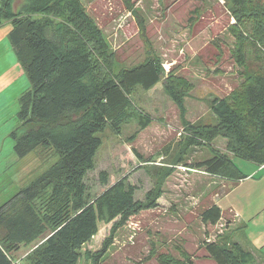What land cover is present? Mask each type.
<instances>
[{
	"label": "trees",
	"instance_id": "obj_1",
	"mask_svg": "<svg viewBox=\"0 0 264 264\" xmlns=\"http://www.w3.org/2000/svg\"><path fill=\"white\" fill-rule=\"evenodd\" d=\"M230 2L247 12L243 16L245 23L249 22V37L240 46L245 38L237 33L240 44L232 56L248 70L228 96L213 99L211 111L217 124L192 126L188 145L197 144L202 137L212 141L223 135L230 153L264 164V0ZM32 14L43 16L32 18ZM6 19L14 21L11 39L32 83V89L20 99L18 115L24 121V131L13 133L15 148L24 157L39 146L53 147L59 158L0 206V264H12V254L22 244L34 243L54 227L43 244L28 252L26 264H77L83 245L98 233L100 222L119 219L103 248L92 257L94 264H100L118 227L132 215L159 206L163 182L173 170L165 171L144 200L136 198L138 186L128 176L109 183L111 175L101 171L105 188L95 196L88 192L86 182L96 168V155L103 142L98 133L108 124L118 133L132 120L142 128L150 124L131 94L138 87L148 91L164 78L162 61L153 57L114 76L107 67L111 61L101 58L109 50L102 29L82 0H2L0 24ZM165 91L178 104L185 120L182 91L173 80L165 81ZM198 165L215 175L243 177L227 154L214 155ZM47 191L46 210L51 219L58 222L57 215L64 210V220L53 227L35 207ZM221 218L218 205L202 214L204 223L217 224ZM232 246L211 242L206 249L217 264H264V255L258 258L238 244ZM183 255L180 259L170 256L167 263H162L192 261L186 250Z\"/></svg>",
	"mask_w": 264,
	"mask_h": 264
},
{
	"label": "rangeland",
	"instance_id": "obj_2",
	"mask_svg": "<svg viewBox=\"0 0 264 264\" xmlns=\"http://www.w3.org/2000/svg\"><path fill=\"white\" fill-rule=\"evenodd\" d=\"M82 1L88 14L102 29L109 50L101 58L111 61L107 67L114 76L153 57H158L164 68V78L153 88L146 91L138 87L131 94L138 111L150 118L148 126L142 128L137 120H132L124 124L120 133L108 124L97 134L103 142L96 155V168L86 181L88 192L95 196L105 188L100 181V172L108 171L111 175L109 183L128 176L129 181L138 186L136 198L144 200L165 171L173 169L162 185L163 195L158 200L161 206L144 209L118 227L114 242L100 264H163L162 260L167 263L170 256L182 258L185 250L193 256L192 261L185 264H217L206 249V244L211 242L226 247L238 244L260 258L264 252L253 244L245 226H241L244 223L235 222V217L229 216L217 224L202 220L205 207L209 205L210 189L214 187L219 193L220 180L226 176L207 173L198 163L218 154L232 156L227 138L220 135L211 141L202 137L197 144L188 145L193 137L192 126L217 124V117L211 111L213 99L228 96L244 80L248 69L232 56L240 44L237 33L245 38L240 46L249 37L244 7H237L230 0ZM42 16L32 14V18ZM4 21H10L14 26L13 20ZM19 62L26 75L8 85L0 95V114L3 116L0 120V163H5L0 166V187L8 186L10 197L59 158L53 147L39 146L24 157L15 148L13 133L24 131V121L18 115L22 107L20 99L32 89L26 66L21 60ZM168 80H173L184 95L186 122L178 104L165 91ZM17 120L20 129L15 128ZM242 161L235 159L240 165ZM198 176L204 183L201 179H196L197 185L193 183V177ZM246 186L253 189L252 180ZM240 190L238 188L237 192ZM50 191L35 202V207L43 211L40 215L53 227L64 220V210L57 215L58 222L51 219L50 211L46 210ZM118 220L100 223L99 229L103 232L84 244L77 264H94L92 257L103 248ZM232 221L237 225L233 224V229L229 227ZM56 228L25 245L24 253L43 244ZM23 258L26 261V257ZM17 262L20 260L14 264Z\"/></svg>",
	"mask_w": 264,
	"mask_h": 264
},
{
	"label": "crops",
	"instance_id": "obj_3",
	"mask_svg": "<svg viewBox=\"0 0 264 264\" xmlns=\"http://www.w3.org/2000/svg\"><path fill=\"white\" fill-rule=\"evenodd\" d=\"M13 29L14 26L10 21H3V23L0 24V95L8 88V85L15 84L16 82L20 81L23 78V76L26 75V73L24 72V68L19 62L20 60L17 56L15 46L11 39V32ZM24 91L26 90L24 89L23 92ZM22 93L20 94L22 95ZM1 119H3V116L0 114V120ZM17 122L18 123L15 125V128L17 127L20 128L21 125H19L18 120ZM15 128L13 127L12 129L15 130ZM1 129L2 128L0 127V130ZM236 157L241 158L243 160L241 163L242 166L235 162ZM230 158L240 168L243 177L236 179H234L235 177L233 178L225 177L224 180H220L221 183L218 186L219 193L216 192V188L214 187L210 189L209 205L205 207V210L212 207L213 205H218L222 213L221 220H225V218H229V216H233L235 217L236 220L235 222L240 221L241 223H244L243 225L241 224V226H245L244 229L248 237L252 240L253 244L258 249L264 252V164H258L256 162L235 155L230 156ZM4 164L2 162L0 163V166H3ZM246 164H248L249 167H246ZM6 166H7V161H6ZM216 176L218 177L219 175ZM196 179L199 180L201 179V182L203 180L202 177L199 176L195 178L193 177V183L196 185H197ZM250 180H252L253 189H250L249 186H246V183ZM238 188H241V190L237 192ZM234 194L235 196L231 198V196ZM9 195L10 194H9L8 186H5L4 188L3 186H1L0 206L7 203L10 200L12 196L10 197ZM183 198L186 199L187 197L183 196ZM159 204H160L159 206H161V203ZM228 222L229 220H227V223ZM182 224L183 226L187 227L185 221H182ZM233 224H234L233 221L229 224V227L232 229L234 228L233 226L235 225ZM99 231L97 234H101V232H103L100 229ZM25 248H26L25 245L22 244L20 249L12 254L13 255L12 264H14V262L18 260H20L21 264H26V261L23 258V256L26 257L29 250L24 253Z\"/></svg>",
	"mask_w": 264,
	"mask_h": 264
},
{
	"label": "built area",
	"instance_id": "obj_4",
	"mask_svg": "<svg viewBox=\"0 0 264 264\" xmlns=\"http://www.w3.org/2000/svg\"><path fill=\"white\" fill-rule=\"evenodd\" d=\"M207 172V171H206ZM208 173V172H207ZM16 264H20V262H17Z\"/></svg>",
	"mask_w": 264,
	"mask_h": 264
},
{
	"label": "bare ground",
	"instance_id": "obj_5",
	"mask_svg": "<svg viewBox=\"0 0 264 264\" xmlns=\"http://www.w3.org/2000/svg\"><path fill=\"white\" fill-rule=\"evenodd\" d=\"M169 66V65H168Z\"/></svg>",
	"mask_w": 264,
	"mask_h": 264
}]
</instances>
